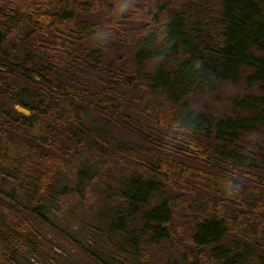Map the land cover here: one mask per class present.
<instances>
[{"label":"trees","instance_id":"1","mask_svg":"<svg viewBox=\"0 0 264 264\" xmlns=\"http://www.w3.org/2000/svg\"><path fill=\"white\" fill-rule=\"evenodd\" d=\"M240 82L264 90V0H0V264L38 224L95 264H264V95L194 102ZM78 200L108 256L51 219Z\"/></svg>","mask_w":264,"mask_h":264},{"label":"rangeland","instance_id":"2","mask_svg":"<svg viewBox=\"0 0 264 264\" xmlns=\"http://www.w3.org/2000/svg\"><path fill=\"white\" fill-rule=\"evenodd\" d=\"M133 54L134 50L130 48L110 47L107 57L110 60L121 57L125 62H129ZM249 94L262 96L264 90L258 86L250 89L244 82L225 83L219 85L214 92L195 99L194 102L199 103L200 109L210 110L215 116H222L231 113L233 100ZM16 106L12 105V110L17 111ZM132 140L137 141L136 139ZM244 141L245 146L251 151L258 153L264 149V136L262 135L250 134L245 137ZM101 207L102 204L99 202L90 201L85 204L78 200L77 204H73L65 213H59L57 209L50 208L53 214L51 219L58 227L68 229L84 244H89L93 249L108 256L111 251L106 243H109L106 237L109 234L108 230L104 228L105 221L99 218ZM37 237L41 245L40 255L34 259L21 261V264H95L75 245L49 227L38 224ZM151 255V264H168L166 248H153Z\"/></svg>","mask_w":264,"mask_h":264},{"label":"water","instance_id":"3","mask_svg":"<svg viewBox=\"0 0 264 264\" xmlns=\"http://www.w3.org/2000/svg\"><path fill=\"white\" fill-rule=\"evenodd\" d=\"M16 110H17L20 114H22V115H24V116H30V115H31L30 111L26 110L25 108H22L21 106H16Z\"/></svg>","mask_w":264,"mask_h":264}]
</instances>
